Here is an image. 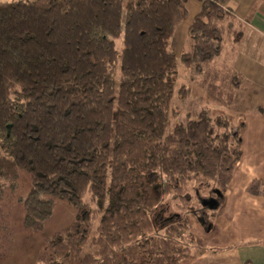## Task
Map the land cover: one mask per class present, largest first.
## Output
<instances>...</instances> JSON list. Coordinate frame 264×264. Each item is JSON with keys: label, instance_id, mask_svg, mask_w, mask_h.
Instances as JSON below:
<instances>
[{"label": "trees", "instance_id": "16d2710c", "mask_svg": "<svg viewBox=\"0 0 264 264\" xmlns=\"http://www.w3.org/2000/svg\"><path fill=\"white\" fill-rule=\"evenodd\" d=\"M187 16L184 0L0 2V200L25 172L29 234L58 201L76 211L38 264H180L195 242L188 215L212 231L217 211L202 207L201 190L224 197L242 128L205 109L174 123L171 107L182 65L234 102L239 77L214 63L244 30L219 0H202L177 57L171 42ZM248 189L264 196V181Z\"/></svg>", "mask_w": 264, "mask_h": 264}, {"label": "crops", "instance_id": "0c3cea01", "mask_svg": "<svg viewBox=\"0 0 264 264\" xmlns=\"http://www.w3.org/2000/svg\"><path fill=\"white\" fill-rule=\"evenodd\" d=\"M184 1L188 16L180 27L185 25L184 34L188 37L202 0ZM219 1L224 9L233 12L244 30L240 43L228 39L223 54L214 63L215 71L224 77H239L240 87L234 103L239 105V111H243L242 157L235 165L232 182L217 210L213 229L205 233L209 239L206 250L223 251L216 255L206 253L180 264H264V196H253L248 189L252 184L264 181V0ZM182 43L184 41L171 47L177 57L185 50ZM216 235L224 240L220 246H213L211 242Z\"/></svg>", "mask_w": 264, "mask_h": 264}, {"label": "rangeland", "instance_id": "374dc122", "mask_svg": "<svg viewBox=\"0 0 264 264\" xmlns=\"http://www.w3.org/2000/svg\"><path fill=\"white\" fill-rule=\"evenodd\" d=\"M11 1L14 0H0L3 3ZM185 30V25L180 27L176 39L171 43V47L178 43L181 44L182 41H184L181 45L183 48L188 46L189 38L187 35L185 36ZM211 71L213 70L211 69ZM177 74L176 90L171 107V122H181L189 112L196 111V109H205L209 110L213 119L226 118L230 121L233 130H239L242 125L241 115L243 113V111L238 110L239 105H235L234 102V104L226 105L211 96L208 93L207 84L204 83L205 76H196L194 79H191L192 73L183 65L178 68ZM183 87L191 90L184 99L179 93ZM18 178L15 191H7L4 198L0 200V264H38L41 255L45 252V241L60 231L71 227L76 216V211L67 203L58 201L54 208V216L47 222L43 231L35 235L29 234L22 225L25 213L23 205L19 201L30 193L31 180L25 172H20ZM201 191L204 198L217 197L214 194L212 195L213 191L210 188H205ZM222 202L223 199L220 200L221 204ZM193 204L192 206L195 208L200 206L196 201ZM207 215H209L208 217L212 216L209 213ZM202 219H204L203 216ZM188 220L191 234L187 236V240L190 241V238H192L195 242L192 244V247L190 246L191 251H189V256L191 257L186 260L202 257L206 253L211 254V251L205 248L209 240L205 236V233H210V231L208 232L201 225V220L199 221L191 213L188 215ZM222 241H224L223 238L216 235L211 242L213 246H220L222 245Z\"/></svg>", "mask_w": 264, "mask_h": 264}, {"label": "water", "instance_id": "95a60500", "mask_svg": "<svg viewBox=\"0 0 264 264\" xmlns=\"http://www.w3.org/2000/svg\"><path fill=\"white\" fill-rule=\"evenodd\" d=\"M216 196H217L216 198L215 197L208 199L203 198L201 199L200 204L204 209H207L210 212L217 211L221 207L220 200L223 199V196L219 191L216 192Z\"/></svg>", "mask_w": 264, "mask_h": 264}]
</instances>
